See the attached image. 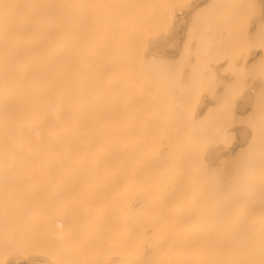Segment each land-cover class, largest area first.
<instances>
[{"label":"bare ground","instance_id":"obj_1","mask_svg":"<svg viewBox=\"0 0 264 264\" xmlns=\"http://www.w3.org/2000/svg\"><path fill=\"white\" fill-rule=\"evenodd\" d=\"M171 1L0 0V222L25 210L91 259L106 234L112 264H264V82L232 128L202 111L218 95L178 112ZM141 45L139 66L118 59Z\"/></svg>","mask_w":264,"mask_h":264},{"label":"rangeland","instance_id":"obj_2","mask_svg":"<svg viewBox=\"0 0 264 264\" xmlns=\"http://www.w3.org/2000/svg\"><path fill=\"white\" fill-rule=\"evenodd\" d=\"M162 1L168 2V0ZM173 1L174 3H172ZM169 3H167V5ZM171 3L174 7H172V9L174 10H172L173 15L169 25H175L176 19L181 16L182 12L187 10L184 16L186 18H184L186 22L185 34H187L186 45L184 48H181L178 43V45L174 47L173 59L167 72V74L170 75L165 77L168 81H172L170 85L172 86V91L168 96L171 95L173 96L172 98H176V103L171 105L174 106L176 104V110L178 109V112L181 114L183 113V115H185L184 113L191 114L192 112H197L199 104L197 98L207 97L208 95H218L219 99L216 98V103H213L212 106L210 105L209 108L205 107V110L202 109V111L207 112V114H217L219 125L222 127L225 123L224 125L227 127L223 126L227 129L246 122L248 119L247 118L245 121L247 114L242 110H237L236 106H238L241 98L250 94L248 89L253 82L257 83L252 86L253 96H257L260 85L264 82V0H172ZM166 14V16H168V13ZM169 15L171 14L169 13ZM165 20L163 19L162 22ZM181 38L178 37L177 39V37H175V40L180 42ZM139 47L120 49L123 51L119 53L126 52L124 53L125 55H121H127L125 58H128V60L123 61L124 58L121 55L118 56V52L116 55L123 63H127L128 65L131 64L130 66H136V64H138L137 66H139L137 60H142L140 63H143L144 57L147 56L144 53L142 56V45L140 49H136ZM125 49L126 51H124ZM127 49L132 54L127 52ZM136 51L139 52L141 56ZM133 52L136 53V56H133L135 55ZM129 55H132V58H130L131 60L129 59ZM219 57L220 59L218 60H221V57H223V61L225 60L224 63L223 61L218 63V60H215L217 63L212 62ZM132 59H135L134 61L137 63ZM149 65L152 66L151 64ZM143 66L144 65H142V68ZM144 75H147L146 78L148 77L149 79H147V81L150 82L152 79L151 76H148L149 74H147V72L146 74L144 73ZM143 81L146 82V80ZM168 81L166 82L168 83ZM163 86L166 87V85ZM261 86H263V88L261 87V90H263L261 91L262 93L264 92V84L262 83ZM167 89L165 88L164 90L166 91ZM154 93L159 95L160 92L154 91ZM163 95L164 94L161 95L160 93L161 98ZM161 98L159 97V99ZM163 99L165 98H162V100ZM168 100H170V98ZM263 102L262 105H264ZM255 103H257L256 100ZM179 105L181 106L179 107ZM255 106L253 108L254 112H256L255 110L258 111L257 108H259ZM168 108L167 110H172V106ZM261 108L264 110L263 107ZM262 109L261 111H263ZM236 111L241 115L237 114ZM259 111L256 113H259ZM232 114L233 117L231 116ZM236 114L237 118L235 116ZM177 115L178 114L175 116ZM218 115H220V117H218ZM208 116L212 119L214 117ZM254 116L255 113L252 116L253 119L252 117L251 119L256 121ZM182 117L184 120V116ZM257 117L260 118L261 114ZM234 118L237 121H235ZM186 121L190 120L186 119ZM233 121H235V123ZM211 123L212 122H210V124ZM255 125L257 126L259 123ZM261 128L264 127L261 126ZM19 193L20 192L16 193L12 191L7 197L18 199ZM24 195H22L21 192V196L24 197ZM4 198V194L0 192V199L3 200ZM23 199L25 198L21 200ZM8 214H11L12 217L6 221L0 222V264H50L49 256H52L53 264H112L113 262L112 256L107 258L106 234L98 236L91 249V251L94 252V257L91 259L87 257V252L85 253L78 249V240L76 238L66 237L64 228L58 229L62 230L61 232L54 231L57 230V227L52 228L43 223L40 219L35 220L30 218L29 216L31 215L26 213L25 210H9ZM51 231H53V233H51ZM52 240L62 242L54 251H50L48 246L49 242ZM65 242L67 244H63ZM49 252L51 254H48ZM153 263L155 262L151 261L150 258L143 257L135 258L132 261V264Z\"/></svg>","mask_w":264,"mask_h":264}]
</instances>
